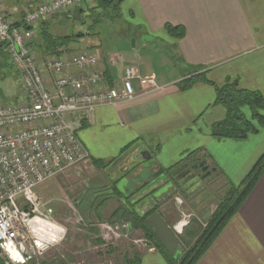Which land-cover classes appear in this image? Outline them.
I'll return each mask as SVG.
<instances>
[{
  "label": "crops",
  "instance_id": "1",
  "mask_svg": "<svg viewBox=\"0 0 264 264\" xmlns=\"http://www.w3.org/2000/svg\"><path fill=\"white\" fill-rule=\"evenodd\" d=\"M48 1L5 0V14L12 23L23 22L25 8ZM123 8L128 15L125 28L137 38L133 49L125 47L122 60L103 51L96 37L81 39L63 55L88 45L99 54L96 69L104 76V86L120 83L124 66L133 64L142 74L155 76L161 88L131 101L98 106L85 116L78 136L94 168L105 160L118 159L128 146L134 149L132 154L146 148L153 161L140 170L147 169L156 177L158 167L170 168L187 152L199 149L226 185L239 187L264 155V127L245 140L214 137L213 125L227 115L217 102L215 86L237 80L241 88L264 97V0H123ZM71 15L61 13L38 22L26 31L28 37L36 39L40 28L66 34L70 23L64 18ZM167 24L183 27L184 36L170 34ZM194 70L206 72L215 85L197 81L182 88L181 82ZM135 86L140 92L137 82ZM245 112L250 116L248 108ZM89 166L90 161L83 168ZM57 187L62 188L59 182ZM213 211L207 209L205 218ZM192 225L186 235L195 233ZM140 264L168 262L158 249H149L141 253ZM196 264H264V173Z\"/></svg>",
  "mask_w": 264,
  "mask_h": 264
},
{
  "label": "built area",
  "instance_id": "2",
  "mask_svg": "<svg viewBox=\"0 0 264 264\" xmlns=\"http://www.w3.org/2000/svg\"><path fill=\"white\" fill-rule=\"evenodd\" d=\"M90 1L43 2L27 8L23 21L33 25ZM4 2L0 0V42L8 44L23 92L17 103L0 104V262L27 264L62 239L55 210L47 207L38 188L89 162L90 153L78 136L85 116L98 106L131 101L161 85L155 76L126 64L121 82L104 86L96 69L99 54L92 49L40 61L28 45L26 30L6 17ZM71 208H77L74 201ZM102 225L112 232V225ZM128 232L126 238L132 230Z\"/></svg>",
  "mask_w": 264,
  "mask_h": 264
},
{
  "label": "rangeland",
  "instance_id": "3",
  "mask_svg": "<svg viewBox=\"0 0 264 264\" xmlns=\"http://www.w3.org/2000/svg\"><path fill=\"white\" fill-rule=\"evenodd\" d=\"M27 8L23 10V13ZM69 12L73 19L68 21L64 18V22L70 23L66 34L79 30L86 32L89 26L93 30L95 21L99 20L100 23L93 32L91 30L90 35L84 37L85 39L96 37L101 43V49L115 55L119 60L123 59L126 46L133 49L137 37L132 35V30L125 28V19L128 15L124 8L120 10V18L112 20L109 19L112 10L99 8L97 0L77 6ZM121 27L126 30L124 34ZM32 40L28 38V45L40 61H45L47 56L43 58L44 54L41 50H38L37 46L36 49L35 46L30 45ZM88 49L91 50L88 45H80L75 51L73 50L72 55ZM65 51L69 50L65 49ZM0 63V66L2 63L5 66L0 70V87L5 95L0 98V104L17 103L15 101L23 92L20 74L9 54L7 58H2ZM131 150L134 149L130 148L123 152L118 159L113 160V164H111L112 161L105 160L96 168L93 161L89 159L91 164L89 168H83L86 165L84 164L47 181L41 186L51 183L53 186L44 192L43 189L41 191L40 187L38 188V193L47 203V207L55 210L54 219L62 239L27 264H125L124 258L127 254L142 253L151 248L145 245L144 240L157 249L155 242L147 238L143 231L134 229V224L131 219H128L127 214L110 217L121 205L142 213L150 204L163 203L160 214L168 218L170 227L179 239V246L174 254L184 251L186 243L193 245L195 233L189 236L191 233L186 235V231L191 228V224H193L194 232L198 228L204 230L207 227L209 218H205V211L216 210L229 189L228 185L218 171H213L208 178H202L203 171H194L189 165L187 168L190 173L181 180L183 188L187 191L186 195L179 192L172 194L176 186L169 181L168 174L155 177L147 169L141 172L140 167L143 164L149 165L150 160L133 159L134 153H130ZM206 164L213 169L207 160ZM93 170L97 171L92 173ZM114 181L126 197L122 198L121 204L118 200L112 201V198H107L109 196L106 195L114 191L112 188ZM57 182L62 187L60 188L62 192L58 189ZM75 198H79L80 202L77 208L72 210L71 202ZM102 224L112 225L110 226L112 232L106 230L105 225ZM118 226L120 229H116ZM128 230L132 232L131 236L126 238L124 234L129 233ZM183 235L186 236L185 240L180 239Z\"/></svg>",
  "mask_w": 264,
  "mask_h": 264
},
{
  "label": "trees",
  "instance_id": "4",
  "mask_svg": "<svg viewBox=\"0 0 264 264\" xmlns=\"http://www.w3.org/2000/svg\"><path fill=\"white\" fill-rule=\"evenodd\" d=\"M97 1L99 8L112 10V15L109 18L110 20L120 18V5L123 0ZM72 19L73 18H67L68 21H71ZM99 23V20L95 21L94 28ZM14 25L22 26L26 31H31L34 28V26L28 25L24 23V21L14 23ZM166 29L170 34L176 37H183L185 34L183 27L167 24ZM91 30L92 29L89 26L86 32L79 30L68 34L56 35L48 28H40L38 29L37 38L33 40L31 39L32 41H30V45L35 46V48L37 46L38 50H41L45 57L47 55H63L65 49L69 48L72 44L79 42V40L82 38L90 35V33L93 32V30L92 32ZM95 32L96 31H94V33ZM8 54L10 57L8 44L5 42H0V62L2 58H7ZM3 66L4 63H2V66H0V70L5 67ZM197 81H205L215 85L214 82L207 78L206 72L194 70L190 77L181 82L180 86L184 89L189 88ZM109 83L112 84L111 81H109ZM215 88L217 93V102L226 108L227 115L225 119L213 125L212 134L214 137L220 139L228 138L245 140L250 135L259 132L261 127H264V97L260 92L241 88L237 80H228L223 86H215ZM2 96L5 95L3 89L0 87V98ZM245 108L250 109V116H248V114L245 112ZM129 147L131 146L126 147L123 152H126L128 149H130ZM114 161H112L111 164H113ZM189 165H191L190 167L194 171L202 170V178H208L213 171H218L214 166L213 169H211L206 164V156L202 154V150L197 149L187 152L178 163L174 164L170 168L163 169L159 167L158 171L156 172V177L165 173L168 174L169 181L173 182L176 186L172 194H177L179 192L186 195L187 191L185 188H183L181 180L190 173L188 170L189 168H187ZM263 173L264 155H262V157L255 164L249 175L239 187H235L227 183L229 189L226 191V194L220 201L219 206L209 217L207 227L204 230L200 228L196 229L193 245L186 243L184 251H182L180 254H170L158 240L154 230L147 224V218L150 215L155 212L161 213V207L163 206V203L155 202L154 204H150L149 207H146L142 211V213L121 205L119 208L115 209L110 217H117L127 214L128 219H131L134 224V229L143 231L147 238L155 242L157 249L163 253L168 264H196L210 246L214 238L223 229L228 219H230V217H232L239 210L252 187L256 184ZM218 174L221 176L219 171ZM112 188L114 191L112 193L106 194L109 196L107 198L116 199L119 201V204H121L120 202L122 201V198L126 197L117 187L116 181H114ZM164 219L171 226L165 217ZM180 239L185 240L186 236H180ZM124 260L125 264H140L141 253L134 252L133 254H127ZM0 264L4 263L0 262Z\"/></svg>",
  "mask_w": 264,
  "mask_h": 264
},
{
  "label": "water",
  "instance_id": "5",
  "mask_svg": "<svg viewBox=\"0 0 264 264\" xmlns=\"http://www.w3.org/2000/svg\"><path fill=\"white\" fill-rule=\"evenodd\" d=\"M133 159L143 161L150 160V162H148L149 164L153 161L152 153L146 148H139L134 153ZM73 201L77 207L79 205L78 203L80 202V199L75 198ZM147 224L154 230L156 237L162 243L165 249L170 254H174L179 246V239L164 217L159 212H155L147 218Z\"/></svg>",
  "mask_w": 264,
  "mask_h": 264
}]
</instances>
